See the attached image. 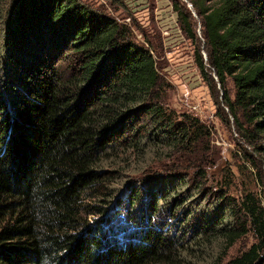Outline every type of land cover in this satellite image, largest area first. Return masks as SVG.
<instances>
[{
  "label": "trees",
  "instance_id": "trees-1",
  "mask_svg": "<svg viewBox=\"0 0 264 264\" xmlns=\"http://www.w3.org/2000/svg\"><path fill=\"white\" fill-rule=\"evenodd\" d=\"M103 1L9 0L0 10V264H264V0H189L206 47L194 62L261 190H210L194 157L190 171L129 180L92 204L106 160H179L207 135L195 116L164 109L150 50L105 15L116 0ZM171 7L193 38L189 11ZM109 211L122 219L101 221ZM245 235L248 246L224 259Z\"/></svg>",
  "mask_w": 264,
  "mask_h": 264
},
{
  "label": "rangeland",
  "instance_id": "rangeland-1",
  "mask_svg": "<svg viewBox=\"0 0 264 264\" xmlns=\"http://www.w3.org/2000/svg\"><path fill=\"white\" fill-rule=\"evenodd\" d=\"M6 1L9 0L0 1V10L8 5ZM86 1L92 5L97 4L96 0ZM175 2L189 11L193 38L186 37L181 32L176 12L171 7V4ZM203 2L205 6H211L214 0H203ZM102 3L109 6L107 0ZM112 3L110 8L104 9L105 15L109 13L118 21L117 23L124 24L128 29L132 43L148 48L154 58L159 76L161 91L159 93L164 109L174 112L179 117L184 114L195 116L206 129L207 135H203V141L196 143L195 147H189L184 156L187 158L179 160L177 157L168 161L162 157L155 160L153 164L148 159V166H146L145 163L141 162L147 158L145 154H138L137 156L136 154H124L120 160H118L119 156L117 158L111 157L110 160L102 163L104 166L101 170L104 173L99 178H104L105 181L101 182L103 185L99 189L101 192H96L95 197L87 203L100 204L98 198L105 197L106 193L110 191L109 188L112 191L107 194H117L128 182L138 183L135 181L143 180L153 173L164 175L169 169L174 170V168H177L178 171H190L184 168L187 164H184V160L190 161L194 157L207 165V167L205 166V176L201 180H203L205 187H210V190L221 188L234 196L239 195L246 188L254 189L255 187L257 191H260L261 186H256L250 181V174L253 173L254 168L243 158L244 149H248V147L243 146L230 121L225 124L219 119L215 110L216 100L211 96L194 62L193 57L196 50L200 52L205 61L206 47L200 19L189 0H116ZM186 3L189 4L190 9L186 7ZM5 16V14L2 15V12L0 13V26ZM41 51L42 55L45 56L47 50L42 48ZM72 59H75L74 54H72ZM34 60L32 59V62ZM227 87L232 94L233 88L230 82ZM6 93L7 91L0 85V103H7ZM10 105L11 108H14L13 103L10 102ZM3 113L6 114L4 111ZM6 134L0 135V138L3 137V140H6ZM195 148L196 154L193 153ZM261 169L264 177L262 166ZM188 174L190 173L188 172ZM225 174H230L232 177L227 184L224 183ZM260 195L264 198V192H260ZM261 204L264 207L263 199H261ZM107 214L109 217H102L101 221L122 219V216L116 212L109 211ZM112 224L118 229L116 223ZM251 241L248 235L238 238L225 250L224 259L245 249ZM192 251H196V248H193ZM217 252L214 248L209 253L211 260L214 259Z\"/></svg>",
  "mask_w": 264,
  "mask_h": 264
},
{
  "label": "water",
  "instance_id": "water-1",
  "mask_svg": "<svg viewBox=\"0 0 264 264\" xmlns=\"http://www.w3.org/2000/svg\"><path fill=\"white\" fill-rule=\"evenodd\" d=\"M186 7L189 8V4H188V3H186ZM189 9H190V8H189Z\"/></svg>",
  "mask_w": 264,
  "mask_h": 264
}]
</instances>
